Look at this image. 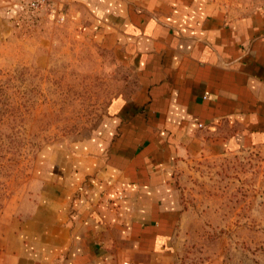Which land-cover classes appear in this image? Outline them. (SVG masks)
<instances>
[{
  "label": "crops",
  "instance_id": "0c3cea01",
  "mask_svg": "<svg viewBox=\"0 0 264 264\" xmlns=\"http://www.w3.org/2000/svg\"><path fill=\"white\" fill-rule=\"evenodd\" d=\"M28 0H0V26ZM133 76L89 135L46 148L0 264H178V172L264 144V0H52Z\"/></svg>",
  "mask_w": 264,
  "mask_h": 264
},
{
  "label": "rangeland",
  "instance_id": "374dc122",
  "mask_svg": "<svg viewBox=\"0 0 264 264\" xmlns=\"http://www.w3.org/2000/svg\"><path fill=\"white\" fill-rule=\"evenodd\" d=\"M133 86L56 4L0 26V235L39 187L42 152L91 134ZM177 183L178 264H264V144L194 160Z\"/></svg>",
  "mask_w": 264,
  "mask_h": 264
},
{
  "label": "built area",
  "instance_id": "2783aa9c",
  "mask_svg": "<svg viewBox=\"0 0 264 264\" xmlns=\"http://www.w3.org/2000/svg\"><path fill=\"white\" fill-rule=\"evenodd\" d=\"M49 2L50 4L54 5V1L52 0H28L26 3L23 5V10L21 12V15H33L35 14L39 9L40 6L43 3Z\"/></svg>",
  "mask_w": 264,
  "mask_h": 264
}]
</instances>
